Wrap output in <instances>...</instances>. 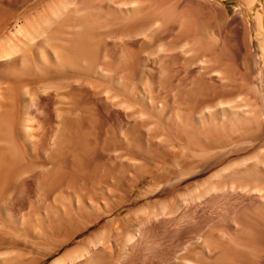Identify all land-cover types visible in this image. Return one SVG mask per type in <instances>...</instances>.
I'll return each instance as SVG.
<instances>
[{"label": "rangeland", "instance_id": "374dc122", "mask_svg": "<svg viewBox=\"0 0 264 264\" xmlns=\"http://www.w3.org/2000/svg\"><path fill=\"white\" fill-rule=\"evenodd\" d=\"M40 1L0 0V39ZM149 1L154 8L186 7L200 18L134 21L151 25L147 37L124 41L108 34L126 21H103L113 27L98 33L105 38L84 61L88 68L75 66L78 72L0 64V84L10 96L0 124L13 111L19 115L11 117L7 143L0 141V264H48L100 231L111 245L96 264H264L260 193L226 191L220 187L228 179L218 173L264 151V0ZM149 1L139 0L138 10L153 9ZM194 37L211 44L205 57L202 48L185 45ZM96 66L107 70L105 77L94 76ZM87 76L132 105L106 101L78 80ZM51 79L59 80L56 89L37 90ZM26 87L35 92L33 106L21 100ZM22 118L26 132L17 131ZM15 171L21 174L13 182ZM197 190L199 198L183 203ZM179 204L151 219L133 244L120 240L148 211Z\"/></svg>", "mask_w": 264, "mask_h": 264}, {"label": "bare ground", "instance_id": "6f19581e", "mask_svg": "<svg viewBox=\"0 0 264 264\" xmlns=\"http://www.w3.org/2000/svg\"><path fill=\"white\" fill-rule=\"evenodd\" d=\"M146 1H149V0H146ZM208 1L211 2L212 4L214 3L212 0H207V2ZM245 1H248L247 2L248 4L250 2H254V0H245ZM144 2H145V0H144ZM146 3L147 2H145L143 4H146ZM208 3H206V4H208ZM139 4H141V3H139V0L138 1L137 0H43V1L41 0L39 4L37 3L36 7H33V10H31L30 12H26L27 14L25 13L24 16H22L20 19L17 20L12 32L8 33L5 36H2V38L0 39V64L13 62V63H16L17 65H19L20 66V67L18 66L19 68H21V67L23 68L26 66L27 69H28V67H31L30 65H32L34 67V69L36 70V72H39V71L41 72V70L43 68H46V67L57 70L56 72H58L59 70L65 71L66 69H68V71H69V69H71V71L77 69V72H78L79 71L78 67L75 69V66H78L80 63L87 61V59L91 55L90 53L92 52L94 46L97 43L96 42L97 39L102 37V39L100 41H103V37L105 38V36H99V38H98L97 37L98 33L102 32L101 34H103L108 29H111L113 27V26H110V24L108 25V24L104 23L103 21H123V22L126 21L125 23L122 22L123 26L121 25V28H118V30H116V32H118V33L115 32V34H113V35H112V33L108 34L115 39L123 40L124 37H126V36H128L129 38L132 36L137 37V36H135L137 34L145 37V35L147 34V30H149V29L145 28L148 24L145 25L144 28H140V27L143 24H145L146 22L149 23L148 21H154V22H156V21H160V22L161 21H185V23H186V21H190V23H191V21L195 20L194 17H196V20L199 17V16H193L194 14L193 15L191 14L192 15L191 16L190 12H188L189 8L186 9V7L185 8L182 7V9L181 8L179 9L177 7L179 10H181V13H179V12L175 13V12H177L175 10H178V9L175 6H172V4H168L166 2H165V5H170V6L166 7L164 9V7L161 8L160 6H158L157 3H156V5L154 3V5L157 6L154 8L153 4L150 5V1H149L150 7H148V8H151V6H152L153 9L149 10L147 8L148 11L145 10V12L139 11L140 9H143L142 7L138 10ZM147 5H148V3H147ZM208 5H210V4H208ZM216 5H218V3ZM170 7L173 10L170 9ZM174 7H175V10H174ZM183 9L185 11L186 10L187 11L185 12ZM190 11H191V13H195V15H197L196 9H194V10L192 9ZM192 11H194V12H192ZM240 18L242 19V17H240ZM134 21H143V22L142 23L139 22V24L137 22L138 25H141V24L142 25L136 27L137 25L136 26L134 25L135 24V23H133ZM144 21H146V22H144ZM148 26H151V25H148ZM108 35H106V36H108ZM183 35H185V34H183ZM122 37H123V39H122ZM146 37H147V35H146ZM185 39L183 41H185ZM187 39H186V42H187ZM146 40H148V39H146ZM149 40H150V38H149ZM189 40H191V41L189 43L188 42L185 43V45L187 44L188 46H190L194 49L196 48L198 50L200 48H202L201 50H199V52H201V53H199V54H201V56L203 55V53H202L203 51H205L206 49L208 51V48L211 47L210 46L211 44L208 46V44H209L208 41L205 43L203 39L202 40L204 43L202 41H200V39L195 38V37L193 39L189 38ZM99 44H101V43L99 42ZM99 46H101V45H99ZM165 48H167V47H165ZM170 48H171V46H170ZM176 48H177V46H176ZM183 48L185 49V47H183ZM183 48H181V49H183ZM190 49L191 48H189V50L188 49L187 50L190 51ZM203 49H205V50H203ZM162 50L163 49H161V51ZM166 50L164 49L163 51H166ZM169 50H168V52H169ZM177 50H178V48H177ZM191 50H192L191 52H193V53L196 52L193 49H191ZM171 51H172V49H171ZM95 52H96V49H95ZM97 53H96V55L98 56ZM196 54L198 55V53H196ZM203 56L205 57V55H203ZM91 57H93V56H91ZM208 58H205V60L203 58L202 61H204V63H205L208 60ZM199 59H201V58H199ZM96 60L97 59H95V60L90 59V61H93V62ZM94 64H92V65H94ZM202 64H203V62H202ZM85 66H86V63H85ZM33 67H32V69H33ZM79 69H82V67H80V65H79ZM84 70L85 69L80 70V71L83 72ZM64 71H63V73H64ZM106 71L107 70H105L102 66L101 67L96 66V68L94 69V76H96L97 79H98V77L103 78L106 76L105 75ZM220 71L223 72L222 70H220ZM220 71H219V73H220ZM60 72H62V71H60ZM86 73L88 74V72H86ZM81 75L83 76V74H81ZM81 75H79V76H81ZM46 76L47 75H45V77ZM118 76L119 75H117V77L115 78V81L119 83V82H121V80H119L120 77H118ZM47 77H46V79H47ZM50 78H51V76H50ZM92 78H91V76H87L86 78H83V79L81 78L78 80L82 81V83L84 82L85 84L89 85L93 89L100 90L106 101L111 102L112 104L120 105V106H127L128 99L126 100V98L119 95L116 92L115 87L112 90L110 87H109L110 89H108V88L106 89L104 87V85L103 86L99 85L98 81H95V79L92 80ZM3 82H4V80H3ZM10 84H12V83H8V85H10ZM58 84H59V80H55V79L52 80L51 79L50 81H47L45 83L43 82V84L40 85L37 88V90L39 89V91L41 90V92H45L46 90H48L50 88L56 89ZM103 84H105V83H103ZM8 87H6V88H8ZM107 87H108V85H107ZM2 88L3 87H1V84H0V109L5 108L8 105V102H9L8 100H10V96L6 92L9 90V88H8V90L7 89L5 90V88H3V89ZM15 88L18 89L17 87H15ZM118 89H120V88H118ZM120 91H123V90H120ZM34 94H35V92L33 90L31 91V90L27 89V87H26V89L24 88V90L20 93L21 100L24 99V101H26L25 103L33 106V102L35 101ZM122 94L126 95L125 92H123ZM7 95L9 98L7 97ZM11 95H12V93H11ZM57 95H58V93H57ZM126 97H128V96H126ZM68 100H69V98H68ZM128 103L130 106L132 105V103L131 104H130V102H128ZM246 103H247V100H246ZM127 108L128 107H126V109ZM8 110L10 112V109H8ZM3 111H4V109L2 110V112ZM18 113H19V111H18ZM12 114H14V111L12 113H10L11 116H7L8 115L7 114L6 117L3 118V120L0 124V128H1L0 129V141L4 145H5V143H7V141H6L7 139L6 140H5V138L3 139V136H5L7 134L10 127L13 125L14 120L11 117L14 115H12ZM18 117H19V115H18ZM257 118H258V116H257ZM26 121L27 120L25 118L21 119L18 126H16L18 128L17 131H20V132L28 131L29 126H26ZM13 139L11 141L14 142ZM9 144H12V143H9ZM9 144L7 146H9ZM12 145H14V144H12ZM11 148H8L9 151ZM16 149H17V147H16ZM9 154H11V153H9ZM3 155H5V154H3ZM6 155H8V154H6ZM254 155H252V156H254ZM252 156H250V158L247 157V159L241 160L237 163L229 164L225 167H222L218 171V173L221 174V176H223V174H225L224 175L225 178H224V176L222 178H224L225 180L226 179H228V180H226L223 184H221L220 188L225 189L226 191L230 190L231 192L232 191H235L237 193L241 192V194L242 193L248 194L250 192L256 191V192L260 193L257 195L256 199H262L264 202V195H262L260 192L261 191V184H262V181L264 180V151H262V156H261L262 159H260L261 157L259 158L257 156L256 157H252ZM1 158L3 159L4 157H1ZM10 162H12V161H10ZM0 163H1V161H0ZM2 163H4V160H2ZM8 164H11V163H8ZM0 166H2V164H0ZM3 167H5V165ZM0 169H1V167H0ZM18 169H19V167H18ZM5 170H6V168H5ZM15 172L16 173L13 172L12 175L10 176L11 180H13V182H14V180L16 181V179H18L20 177V174H21V173H18L17 171H15ZM6 176L7 175H5V177ZM56 179H57V177H56ZM259 183H260V186H259ZM218 185L220 186V183ZM218 185H216V186L218 187ZM262 185H264V184H262ZM205 189H207V188H205ZM211 189L212 188H210V190ZM201 190H203V189H201ZM200 192H202V191L197 190V191H194L193 193H191L188 197L186 196L183 199L184 200L183 203L185 202L186 204H188V203L194 202L197 198H199ZM205 193H206V191H205ZM180 206H182V205L181 204L176 205V206L175 205L174 206H167L166 205V206L159 207L155 210L148 211L144 216H142V217L140 216L141 218H140V220H138V224L133 222L134 224H136V225H134L131 223L130 227H132V226L133 227L131 229H129V231L126 230L127 231L126 233L122 231L123 233H125L124 235L122 232H121L122 234H120V232H119L120 236L123 235V238L120 237V240L122 239V241L125 245L133 244L137 240L138 236L142 235L145 226L147 227V224L151 219H155V218H158L160 216L165 217L169 214L171 215V213L178 210V208H180ZM129 219H130V217H125L122 221L127 222L129 224L130 223V222H128ZM116 233L117 232H115V234ZM108 236H107V234H103L101 231L96 232V233L90 235L89 237H87L86 239H82L83 241L79 245L73 246L71 248H67L60 256L55 257L48 264H96L95 261H97V259H98V258L96 259V257L101 255L102 253L106 252V250L109 251V249H110L111 241L109 238H111V237H108ZM117 239L119 240V238H117ZM68 240H70V239L68 238ZM115 243H116V241H115ZM125 248L123 247V249H125ZM5 257H4V259L7 260V257L6 258ZM2 258L3 257H1V259ZM114 264H116V263H114Z\"/></svg>", "mask_w": 264, "mask_h": 264}]
</instances>
